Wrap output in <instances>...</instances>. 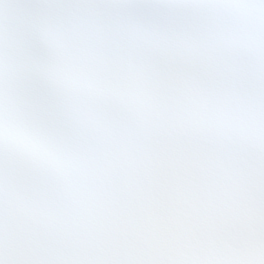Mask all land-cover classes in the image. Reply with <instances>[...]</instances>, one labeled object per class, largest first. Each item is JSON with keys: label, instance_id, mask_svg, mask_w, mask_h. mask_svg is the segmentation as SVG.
Instances as JSON below:
<instances>
[{"label": "snow or ice", "instance_id": "6c2138e0", "mask_svg": "<svg viewBox=\"0 0 264 264\" xmlns=\"http://www.w3.org/2000/svg\"><path fill=\"white\" fill-rule=\"evenodd\" d=\"M0 264H264V0H0Z\"/></svg>", "mask_w": 264, "mask_h": 264}]
</instances>
